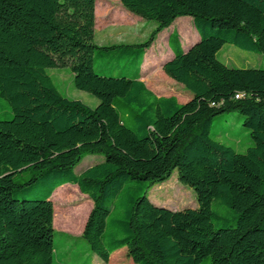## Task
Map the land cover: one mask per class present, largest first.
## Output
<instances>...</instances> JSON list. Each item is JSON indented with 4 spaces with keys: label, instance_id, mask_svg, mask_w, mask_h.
I'll return each mask as SVG.
<instances>
[{
    "label": "trees",
    "instance_id": "obj_1",
    "mask_svg": "<svg viewBox=\"0 0 264 264\" xmlns=\"http://www.w3.org/2000/svg\"><path fill=\"white\" fill-rule=\"evenodd\" d=\"M121 3L154 21L146 42L96 45V0H0V100L11 109L0 117V264H55L51 199L67 184L93 202L72 238L85 239L90 264L122 249L134 264H264V67L217 57L226 44L264 57V0ZM182 17L198 39L184 49L174 36L163 69L189 91L184 104L155 95L142 74L155 37ZM68 66L96 108L64 96L47 72ZM230 113L250 131L244 154L211 135ZM94 154L104 160L77 172ZM175 171L197 209L151 201Z\"/></svg>",
    "mask_w": 264,
    "mask_h": 264
},
{
    "label": "rangeland",
    "instance_id": "obj_2",
    "mask_svg": "<svg viewBox=\"0 0 264 264\" xmlns=\"http://www.w3.org/2000/svg\"><path fill=\"white\" fill-rule=\"evenodd\" d=\"M99 16L114 17L113 20L108 19L107 22L99 21L96 27L95 43L98 46H135L146 42L152 35L154 30V21H147L142 17L134 14L132 11L126 9L120 0H98ZM125 12H123L121 9ZM128 14L125 17L124 14ZM134 16L133 20H128ZM127 20H126V19ZM178 20H185L176 22L173 26V33H176L180 39L186 42L192 28L196 31L191 17H182ZM140 21V22H139ZM105 24V25H104ZM192 27V28H191ZM190 29V30H189ZM168 34L160 32L156 37L147 52L146 61L148 64H153L155 67L145 78L148 88L159 97H175L183 85L179 86L174 81L170 80L165 73L161 62H163L169 54ZM127 43L129 45H127ZM133 43V44H132ZM218 59L229 67L234 68H263L264 57L259 54L245 52L233 45L226 44L218 52ZM156 58V61H154ZM103 60H98L100 64ZM48 74L52 77L58 90L66 97L79 100L91 108H96L99 105V100L93 95L78 90L74 85V75L71 68L63 67L56 69H48ZM185 89V88H184ZM186 92L187 89H185ZM190 94V93H189ZM178 99V98H177ZM187 102V101H186ZM185 102V103H186ZM11 109L8 103L0 100V117L6 116ZM217 116L211 127V135L214 139L222 144L233 147L238 153L244 154L247 150L254 146L250 131L244 128V119L239 113H230ZM104 160L103 155L94 154L86 156L82 162L76 167V171L87 169L88 167ZM65 191H60L57 196L53 198L54 209L56 213L55 228V264H59L58 256L66 261L67 264H90L88 256L92 252L85 239H72L80 237L83 234L87 217L89 216L93 202L86 195H80L75 192L78 191L77 186L64 187ZM62 187V189H64ZM75 193V194H74ZM72 195L73 197H70ZM124 192L118 197L120 200ZM151 201L159 206L167 207L174 211H181L184 209H197L198 201L196 194L192 188L179 181L178 173L175 171L171 178L162 185L155 186L149 192ZM52 200V199H51ZM212 208L217 213L224 215V211L213 203ZM78 217V219H76ZM66 218V220H65ZM75 218L76 220H72ZM69 219V220H68ZM99 260V259H98ZM133 260L127 256V249L120 250L110 264H128ZM98 264H105L98 261Z\"/></svg>",
    "mask_w": 264,
    "mask_h": 264
},
{
    "label": "crops",
    "instance_id": "obj_3",
    "mask_svg": "<svg viewBox=\"0 0 264 264\" xmlns=\"http://www.w3.org/2000/svg\"><path fill=\"white\" fill-rule=\"evenodd\" d=\"M120 2H121V0H120ZM122 4V3H121ZM99 3H98V0H96V7H95V16H96V26H95V33H96V27H97V24H98V22L99 21H102V20H104V21H106L107 22V20L108 19H111V20H113L114 19V17H115V15L111 18V17H101V16H99V14H98V10H99ZM121 9V8H120ZM123 12H125L123 9H121ZM125 15V17H127V15L128 14H124ZM126 19V18H125ZM127 20V19H126ZM128 20H133V21H137L136 19H134V16H131L130 18H128ZM182 22L181 23V25L183 24V23H185V22H189V21H191V20H189V21H185V20H176L174 23H173V25H171L169 28H167V29H165V30H163L162 32H164L165 31V33H167L168 34V47H169V54L167 55V58L163 61V62H161V65H162V67L164 68V65H165V63L169 60V59H171L172 57H173V51H172V47L174 46V41H173V37L174 36H176L177 34L176 33H173L172 31H173V26H174V24L176 23V22ZM138 22V21H137ZM140 22V21H139ZM193 22V21H192ZM105 25V24H104ZM153 28H155V26H153ZM192 28V27H191ZM190 30V29H189ZM178 36V35H177ZM180 38V37H179ZM197 39H198V34H197V32L192 28V30L190 31V33H189V36L187 37V40H186V42H184V41H182L181 39H180V41H181V44H182V46H183V48L184 49H186L187 47H189V46H191V45H193L196 41H197ZM121 44H125V43H120V45ZM133 44V43H132ZM120 45H117V46H120ZM127 45H129L128 43H127ZM149 51V49L146 51V54H145V58H144V64H143V68H142V74H143V81L145 82V78H147V75L151 72V70L155 67V65L153 64L154 62H152V64H148L147 63V61H146V56H147V52ZM154 61H156V58H155V60ZM169 79L170 80H172V81H174L173 79H171L170 77H169ZM175 82V81H174ZM146 83V82H145ZM175 83H177V82H175ZM178 84V83H177ZM147 85V84H146ZM179 86H181V84H178ZM148 87V86H147ZM182 87V86H181ZM179 93H180V95L177 97L178 99V101H179V103H181V104H184L186 101L188 102L189 100H190V94L188 93V92H186V90L182 87L179 91H178ZM156 95V94H155ZM159 97V96H158ZM170 98V97H169ZM71 187L72 186V184H67V185H64V186H62L63 188L64 187ZM74 187L76 186V185H73ZM62 187L61 188H59L56 192H58V191H61V189H62ZM77 188H78V186H77ZM79 189V188H78ZM63 190V189H62ZM56 192L54 193V195L56 194ZM59 193V192H58ZM54 195L52 196V201H53V198H54ZM56 214V213H55ZM88 218V217H87ZM87 221V220H86ZM81 237V236H80ZM80 237H75V238H80ZM117 253H120V251H118V252H116V253H114L113 255H112V257H111V261L113 260V258H114V256L117 254ZM99 258H97L96 256H93V258H92V264H98L99 262V260H98ZM58 261H59V264H67L66 263V261H63L59 256H58ZM101 261V260H100ZM111 261H110V263H111ZM109 263V264H110ZM128 264H133L131 261H129V263Z\"/></svg>",
    "mask_w": 264,
    "mask_h": 264
}]
</instances>
